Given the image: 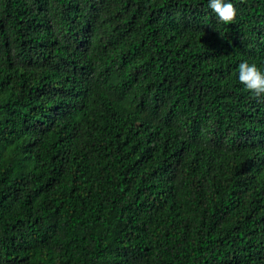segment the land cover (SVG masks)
Returning <instances> with one entry per match:
<instances>
[{"label": "trees", "instance_id": "trees-1", "mask_svg": "<svg viewBox=\"0 0 264 264\" xmlns=\"http://www.w3.org/2000/svg\"><path fill=\"white\" fill-rule=\"evenodd\" d=\"M0 0V264H264V0Z\"/></svg>", "mask_w": 264, "mask_h": 264}, {"label": "clouds", "instance_id": "clouds-1", "mask_svg": "<svg viewBox=\"0 0 264 264\" xmlns=\"http://www.w3.org/2000/svg\"><path fill=\"white\" fill-rule=\"evenodd\" d=\"M207 5L215 17L225 24L233 21L237 13L233 0H207ZM237 78L256 98L264 99V68L253 62L242 61L238 65Z\"/></svg>", "mask_w": 264, "mask_h": 264}]
</instances>
